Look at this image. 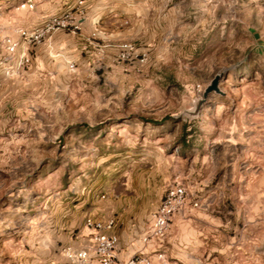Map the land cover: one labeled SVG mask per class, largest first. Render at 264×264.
<instances>
[{"label":"rangeland","instance_id":"rangeland-1","mask_svg":"<svg viewBox=\"0 0 264 264\" xmlns=\"http://www.w3.org/2000/svg\"><path fill=\"white\" fill-rule=\"evenodd\" d=\"M26 1L0 0V264H72L91 217L117 264H264V0Z\"/></svg>","mask_w":264,"mask_h":264},{"label":"built area","instance_id":"built-area-1","mask_svg":"<svg viewBox=\"0 0 264 264\" xmlns=\"http://www.w3.org/2000/svg\"><path fill=\"white\" fill-rule=\"evenodd\" d=\"M34 7L33 0H27L23 4L24 9H34ZM56 23L59 26H64L63 23L55 20ZM23 35H26V33H23ZM36 38H39V36ZM8 48L13 52L17 48V44L10 39ZM135 53L134 46L131 43H125L121 46L119 57L126 60L132 58ZM187 200L188 189L182 183L174 185L167 191L162 203L152 216L151 226L143 238L144 244L149 245L153 241H161L165 238L174 217L186 207ZM193 206L197 208L199 204L196 202ZM87 225L93 230L91 245L76 252L71 249L67 250L66 258L68 262L72 264H117V248L120 241L118 235L114 232L116 220L114 218L98 220L91 217L88 219ZM160 258H164V255H160ZM126 264L151 263L141 256H136L132 257Z\"/></svg>","mask_w":264,"mask_h":264},{"label":"water","instance_id":"water-1","mask_svg":"<svg viewBox=\"0 0 264 264\" xmlns=\"http://www.w3.org/2000/svg\"><path fill=\"white\" fill-rule=\"evenodd\" d=\"M216 89H217V79L214 80L213 84L211 85V87H209L207 92H211V91L216 90Z\"/></svg>","mask_w":264,"mask_h":264}]
</instances>
